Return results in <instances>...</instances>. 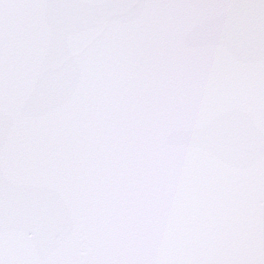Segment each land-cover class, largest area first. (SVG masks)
I'll return each instance as SVG.
<instances>
[{
  "label": "snow or ice",
  "instance_id": "1",
  "mask_svg": "<svg viewBox=\"0 0 264 264\" xmlns=\"http://www.w3.org/2000/svg\"><path fill=\"white\" fill-rule=\"evenodd\" d=\"M0 264H264V0H0Z\"/></svg>",
  "mask_w": 264,
  "mask_h": 264
}]
</instances>
